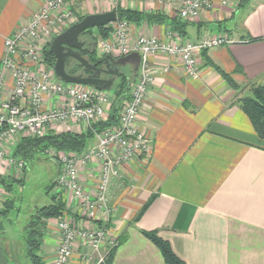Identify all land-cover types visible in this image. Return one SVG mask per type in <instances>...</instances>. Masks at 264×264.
I'll return each mask as SVG.
<instances>
[{"label": "crops", "instance_id": "crops-1", "mask_svg": "<svg viewBox=\"0 0 264 264\" xmlns=\"http://www.w3.org/2000/svg\"><path fill=\"white\" fill-rule=\"evenodd\" d=\"M47 1L0 0V61L4 40ZM229 1L227 6L214 1L210 9L189 22L156 4L122 2L114 7L96 0L70 1L77 17L120 8L166 19L162 23H129L130 43L140 36L168 43V32L177 34L179 41L220 36L231 41L198 56L195 79L187 77L175 59H150L154 80L136 127L151 140L152 150L147 158H134L110 184L112 212L102 225L118 239L111 264H166L143 232H155L183 264H264V138L257 136L235 102L236 97L249 95L251 85L264 88V0H247L243 7L238 6L239 0ZM175 20L183 26V36L172 30L170 22ZM211 64L229 74L238 88H230ZM163 66H168L166 73ZM122 67H131L135 76L132 65ZM6 84L11 87L10 82ZM8 91L2 93V99ZM18 103L23 106L26 101ZM43 105L47 109L62 103L44 96ZM68 131L81 134L86 129L72 125ZM61 133L66 131L62 128ZM24 137L17 133L2 144L6 158L19 161L12 154ZM94 143L95 139L88 147ZM25 171L0 163V179H5V183L0 181V264H30L24 235L16 239L8 228L18 212L12 189L5 186L10 180H22ZM79 178L84 192L93 193L91 165L81 170ZM66 206L79 221L77 202L66 198ZM56 222L48 220L41 241L39 255L44 264L53 263L59 245ZM79 252L78 248L68 264H92L82 262Z\"/></svg>", "mask_w": 264, "mask_h": 264}, {"label": "built area", "instance_id": "built-area-1", "mask_svg": "<svg viewBox=\"0 0 264 264\" xmlns=\"http://www.w3.org/2000/svg\"><path fill=\"white\" fill-rule=\"evenodd\" d=\"M70 1L48 0L24 27L23 24L4 40V53L0 61V163L6 162L9 167L23 168L20 161L6 158L2 148V144L12 135L21 133L28 138H40L52 125H60L61 129L68 131L69 128L65 125L70 121L79 122L88 130L93 125L105 122L109 116L111 105L104 96L105 91L61 82L53 69L48 72L42 69L32 75L24 68L23 61L27 59L43 65V53H39L33 43L29 45L30 48L19 52L20 45H23L25 39L32 38L39 42L40 37H49L51 30L55 31L70 13L60 14L55 20H52L51 15H55L61 6ZM96 1L115 7L122 2L156 4L163 11L173 12L179 19L188 22L197 19L202 11L210 9L214 1L222 6L230 4L229 0ZM113 23V41L98 39L99 55L117 58L137 52L140 56L137 74L123 101L117 122L100 132L93 131L95 143L91 147L77 154L52 153L51 150L45 153L59 165L60 171L55 180L56 193L76 201L77 216L80 217L77 221L71 215L56 222L60 239L52 264H68L78 248L81 250L79 259L82 262L103 264L118 245V239L109 234L107 225L102 223L109 221L112 212L108 202L111 182L120 178L123 169L134 158H147L152 150L151 140L136 127L140 107L154 80L150 59L160 56L175 59L181 65L183 73L195 79L198 77V56L203 51L231 43L226 36L202 38L197 42L179 41V36L172 32H168V43L146 36H140L130 43L128 22L117 19ZM61 32L63 31L57 35ZM167 71L168 66H163L162 72ZM6 76H10L13 81V88L2 99ZM44 96L56 97L58 100L62 98L64 105L46 109L43 105ZM21 99L26 101L23 106L18 103ZM90 165L95 175V185L93 193H86L80 183L79 172ZM84 221L97 225L85 226Z\"/></svg>", "mask_w": 264, "mask_h": 264}, {"label": "trees", "instance_id": "trees-1", "mask_svg": "<svg viewBox=\"0 0 264 264\" xmlns=\"http://www.w3.org/2000/svg\"><path fill=\"white\" fill-rule=\"evenodd\" d=\"M246 2L247 0H239L238 6L243 7ZM114 11L118 20H125L128 23L133 24H138L141 22L162 23L163 21H166V19L159 14H145L120 8H116ZM83 18L84 16L79 17L77 22ZM170 25L172 26V30L174 32L183 36V26H181L178 21H171ZM109 35L110 30L106 26L96 28L95 32H93V30H87L80 34V37H88L90 41L87 42L86 40L87 44H89V49L88 47L83 46V48L79 51L82 58H85L90 62H95L98 58L95 50L96 38L99 36L106 38L109 37ZM49 45L43 51V61L48 67L53 69L55 58L49 51ZM70 64H68L65 68L66 73L69 75L72 74V71H69ZM72 64L74 69L75 66L79 67L74 61ZM211 66L230 88H238L229 74L225 73L218 66L213 64H211ZM126 78H128L126 75L121 76V84L116 92V98L118 100L113 104V106L111 105L109 116L105 122L93 125L91 129H88L81 134L63 133L60 135L47 134L46 136L40 138L24 137L15 146L12 156L16 160L22 161L24 163L23 169L25 170L27 167L26 162L45 155L46 151L48 150L76 154L85 151L88 142L94 139L93 131L100 132L101 130L112 127L117 122V104L127 97ZM237 103L239 108L248 117L257 136L259 138H264V88L261 86L251 85L249 89V95L240 99ZM0 181L5 183V179H0ZM9 183L10 184L5 186L12 187L13 184H18L21 186L22 180H10ZM54 187L55 183L53 182L47 188V191L52 190ZM149 203L150 201H148L143 206L138 216L145 210ZM70 215L71 210L66 206V197L58 193H54L50 197V203L48 205L34 210V214L25 228L26 233L24 237L26 255L30 261V264H44L42 257L39 255V248L42 238L47 230L48 220L52 219L58 221L61 218H66ZM138 216H136L135 220L138 218ZM143 235L158 248L166 264H183V262H181L174 255L170 246L165 241L160 239L155 232H143ZM112 257L113 251L109 254L103 264H111Z\"/></svg>", "mask_w": 264, "mask_h": 264}, {"label": "rangeland", "instance_id": "rangeland-1", "mask_svg": "<svg viewBox=\"0 0 264 264\" xmlns=\"http://www.w3.org/2000/svg\"><path fill=\"white\" fill-rule=\"evenodd\" d=\"M115 7V6H114ZM73 6L71 2H67L66 4H64L63 6H61L59 8L58 11H56V14H52L51 18L52 20H55L58 15L60 14H69V17L65 20H63L61 25H55L57 26V28L55 29V31H52L54 29L51 30L50 36L49 37H40L39 38V42H36V40L30 38V39H25L23 41V45H20L19 48V52H23V50L30 48V44L33 43L35 46V49L37 48L39 53H43V51L45 50V48L50 44V42L52 41V39L57 35V33H59L60 31H64L66 30L70 25L76 23L78 21V18L76 16V14L73 11ZM27 24V23H26ZM26 24H24L22 27H24ZM114 23H110L108 24L106 27L109 28L110 30V35L109 37H98L96 38L95 41V50L97 53V56H99V50L97 49V42L98 39L102 40V41H113V39L111 38L112 36V27ZM129 24V23H128ZM129 27V25H128ZM93 32H95V28L92 29ZM55 32V33H54ZM82 40L85 39L87 40V42L89 41L88 37H81ZM3 53H4V46H3ZM116 55V54H115ZM118 55V54H117ZM114 57V56H113ZM43 57H41L42 59ZM115 59V58H114ZM41 64L43 65H39V63L35 60H26L23 61V65L24 68L32 75H36L40 70H44L46 72H48L50 69V67H48L46 65V63H44L43 61L41 62ZM73 64L71 63L69 65L70 67V72L72 71V74L76 76V74H78L79 71H77L76 69H74V66H72ZM131 67H122L121 68V72L125 73L127 77L130 78L131 83L133 82L134 78L133 75L131 74ZM10 82L11 87H8L6 83ZM13 81L11 80L10 76H6L5 81H4V89L2 90V93L6 90L8 91L7 95L10 93L11 88H13ZM120 79L116 80L114 85H112L111 89L108 91H105V97L107 99V102L110 103V105L113 106V104L118 100L116 98V92L120 86ZM131 85V84H130ZM87 89H92L91 87L88 86H84ZM129 90V89H128ZM1 93V96H2ZM246 97V96H244ZM242 97H236L235 102H238L240 99L244 98ZM54 99H57L56 97H53ZM59 100H63L62 105H64V99L59 98ZM57 99V101H59ZM123 101H120L117 104V108H118V113H117V118H118V114L122 108L123 105ZM111 108V107H110ZM69 125V126H68ZM72 125H76L77 127H81V124L79 122H68L65 126H67L68 128ZM51 128V129H50ZM62 129L60 125H52L50 127L47 128L46 133L44 136H46L47 134H54V135H60L63 134L61 133ZM66 133H71L69 131H66ZM72 134V133H71ZM91 142V141H90ZM90 142H88V145L90 144ZM87 145V148L85 150H87L89 147ZM52 153L56 152L51 150ZM26 171L24 172V178L22 179L23 183L22 185H18V184H13L11 187V197L12 199H15L16 203H17V214L18 216L15 218V220H12L11 222V227L8 226L10 233H12L13 235H15L14 237L17 239L20 237L21 235H24L25 237V228L27 226V224L29 223L30 220V214L32 213V215L34 214V210L41 208L43 206H46L50 203V197L56 192V188L54 187L52 190L47 191V188L54 182L55 177L57 178L56 175H58L59 170H58V165L57 163H55L50 157H48L47 155H42L39 156L37 159L31 160L26 162ZM81 172V170H80ZM79 172V175H80ZM56 180V179H55ZM11 202V201H10ZM14 201L12 200V204ZM31 219V218H30Z\"/></svg>", "mask_w": 264, "mask_h": 264}, {"label": "water", "instance_id": "water-1", "mask_svg": "<svg viewBox=\"0 0 264 264\" xmlns=\"http://www.w3.org/2000/svg\"><path fill=\"white\" fill-rule=\"evenodd\" d=\"M117 20L114 10L104 12L100 14L87 15L79 22H76L69 26L66 30L56 35L50 45L49 51L55 58L53 66V72L55 76L66 84L82 85L92 87L98 91H108L111 89L114 80H96L95 75L97 73L96 65L102 61H114L112 57H105L103 60H98L95 64H90L86 59L82 58L79 50L84 46L82 42L78 40L79 35L87 30L96 29L99 27H105L110 23ZM68 59L76 61L80 67L87 71H94L92 76L80 77L73 76L66 73L65 67L68 65ZM140 56L137 52L129 53L125 56L117 58L115 64L117 66H125L126 64L132 65V73L136 74L139 66ZM113 76H119L117 70L107 72ZM126 92L131 84L130 78H126Z\"/></svg>", "mask_w": 264, "mask_h": 264}, {"label": "flooded vegetation", "instance_id": "flooded-vegetation-1", "mask_svg": "<svg viewBox=\"0 0 264 264\" xmlns=\"http://www.w3.org/2000/svg\"><path fill=\"white\" fill-rule=\"evenodd\" d=\"M78 40L80 41V42H82L83 44H84V46H86V47H88V49H89V44H87V42H86V40L85 39H83L82 40V38L80 37V35H79V38H78ZM83 48V47H82ZM81 48V49H82ZM80 51V50H79ZM106 56H102V55H99L98 56V58H97V60L95 61V62H90L89 60H87L90 64H95L98 60H103L104 58H105ZM85 59V58H84ZM68 61V64H70V63H72L74 60H72V59H68L67 60ZM117 61V59H114V61H102L101 63H99V64H97L96 65V69L98 70L97 71V73H96V75H95V79L96 80H111V79H113L114 80V82H113V85H114V83H115V81L116 80H118V79H121V76L122 75H126L125 73H122L121 72V68H122V66H117L116 64H115V62ZM74 62H76V61H74ZM77 63V62H76ZM77 65L79 66V67H77V66H75V69L77 70V71H79L78 72V74H76V76H80V77H89V76H92L93 75V73H94V71H87L86 69H84V68H82V67H80V65L77 63ZM66 66H67V64H66ZM66 68V67H65ZM114 70H117V72L120 74L119 76H113V75H111V74H108L107 72H110V71H114ZM71 75H73V74H71ZM73 76H75V75H73Z\"/></svg>", "mask_w": 264, "mask_h": 264}]
</instances>
